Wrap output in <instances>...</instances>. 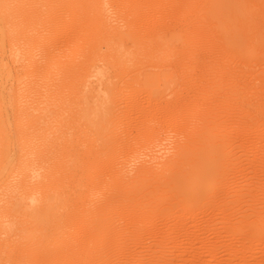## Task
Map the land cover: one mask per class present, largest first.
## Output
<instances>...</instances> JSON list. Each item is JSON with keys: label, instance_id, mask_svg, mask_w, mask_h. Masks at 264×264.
Masks as SVG:
<instances>
[{"label": "rangeland", "instance_id": "obj_1", "mask_svg": "<svg viewBox=\"0 0 264 264\" xmlns=\"http://www.w3.org/2000/svg\"><path fill=\"white\" fill-rule=\"evenodd\" d=\"M29 1L27 17L12 25L20 36L10 57L4 55L10 94L2 117L14 168L23 133L39 151L34 161L42 174H33V184L60 167L52 189L62 197V227L76 249L56 262L264 264V0H235L233 9L215 8L212 0H93L104 5L103 22L90 10L91 0ZM120 34L128 36L123 48L130 54L114 66L107 47ZM105 87L120 91L113 96L119 115L129 113L104 125L107 138L94 132L88 110ZM167 101L181 108L161 116ZM24 115L43 120L45 129L30 123L20 130L16 123ZM200 122L210 135L222 133L217 139L224 147L199 201L185 205L180 194L167 191L145 197L147 203L141 197L114 201L105 225L110 238L93 245L90 210L112 194L117 168L131 175L143 162L166 161L178 141L202 132ZM155 199L164 201L161 208Z\"/></svg>", "mask_w": 264, "mask_h": 264}, {"label": "bare ground", "instance_id": "obj_2", "mask_svg": "<svg viewBox=\"0 0 264 264\" xmlns=\"http://www.w3.org/2000/svg\"><path fill=\"white\" fill-rule=\"evenodd\" d=\"M47 1L51 2V0H47ZM235 2H236L235 0H212L211 6L215 8L216 7L217 8L218 7L219 8L228 7V8L233 9L235 8V4H236ZM29 3H30L29 0H0V264H54L52 263V261L56 262L59 258L62 260V257L65 256V258H67L68 256H70L68 255V253H70L73 250V247H75V244H76L74 241H73L74 243L70 241L71 239L70 240L68 239L66 235L67 233L65 234V230L66 232H70V231L65 229L67 227L65 226H63L64 228L62 227L63 225L62 222L65 219L61 218V215L59 214V211H58L59 203L62 197L58 198L59 195L55 193L58 187V184L54 182V179H55V171L56 173H59L60 167L57 166V167L52 168L50 173L48 175H44L42 180L39 181L38 184H33L31 182V178L33 177V174H36V173L42 174L40 168L37 166L35 167V162L37 160V155H39V151H38V147L36 146L32 147L29 136L26 133H23L22 138H21L22 152H20L17 158L18 163L16 164L14 168L15 157H14V154H12L10 150V144L7 138V132H6L7 123L2 117L3 109L6 106V103L8 100L7 96H9L10 94V88L8 86L10 82V65H8L4 61V55H8L10 57V45H13V43L20 36V34L17 33V31L14 28H12V25L14 24L19 25L18 22L20 20H23L24 17H27L29 9H30ZM89 5L91 7L90 10H93L95 16L99 20H101V22H103L104 19L106 18L104 16V11H103L104 5L102 3L97 4L93 0L89 2ZM12 11H14V13H12ZM116 36L117 35H115V37ZM125 36L126 34L118 35V37L116 38V41H114L113 43L112 41H110L111 47L110 46L107 47L110 49V52H112V54L109 53V55L110 54L111 55L110 56L108 55V57H110L111 60L113 59L112 61L114 62V66H119L121 64L122 58L125 57V55L130 54V51L127 48L125 47L123 48L124 46L123 41H126L124 40ZM11 52L13 53L12 50ZM115 90L117 91V89ZM100 91L102 92L101 88H99V92ZM116 91L114 92V89L105 87L103 99L102 100L94 99V101L90 105L91 109H88L89 113L94 118V132L98 135L101 134V136L104 138H107L108 136V133H105V134L102 133L103 130L105 129L104 125L107 122H110V121L112 122L116 118L115 115L118 114L117 118L118 116H120L118 113V110L120 111L121 108L118 104H116L117 102H115L117 98H113L114 94H117V92L118 93L120 92V91H117V92ZM121 91H123V89H121ZM21 95H23V93H21ZM113 99L115 100L113 101ZM175 102L177 101H174V102L171 101V102H168L167 104L165 103L166 106L162 104L164 105V107L160 109V114H161V111H163V113L165 111L166 113L164 114H166V117H167L168 112L174 113V111L177 110V108H175L176 110H174L173 108L177 104ZM179 103L181 102L179 101ZM126 106L124 105V107ZM177 107H178V110L179 108H181L180 106H177ZM128 108L129 109L127 110L131 112L132 107L131 108L128 107ZM18 109H20L21 112L23 110L21 106H19ZM164 109L166 110L173 109V110L171 111L167 110L168 111L167 112ZM125 110L123 111L126 114L127 111ZM212 112L214 114V111ZM177 113H179V111ZM124 115L120 116L118 119L120 120V118L124 117ZM162 115L163 114H161V116ZM199 115H202V114L200 113ZM124 120H126V118ZM42 121H39L38 123L35 119L33 118L31 119L24 115L19 118L16 125L18 128H20V130L28 129V126H30V123H32L31 127H33L34 129H45V126L41 125ZM208 122H211V121H208ZM218 123L216 125H218ZM125 124H124V127L128 125V123L127 125ZM200 124H201L200 127L202 129V132L197 131V129L193 130L194 134L199 132V134L197 133L198 137L194 136L193 134L192 139H187V141H184V142L183 140L181 142L178 141L175 145L174 155L171 158H168L166 161L158 160L154 164L143 162L139 166L131 169V172H132V173L130 172L131 175L129 173H125L126 170H124V166L123 167L119 166L117 168L118 171L117 169L115 170V172L116 171L117 172L114 177L115 178L114 183H117V184L116 186H114V189H111L112 194L108 198H106L104 201H102L103 203H101L99 206L95 207L92 210H90L89 208V210L91 211L90 212L91 219L89 220L92 223V225H90V228H89L91 229L90 231L92 234L91 233L89 234H91L94 238L91 235L89 236L92 237L93 241L90 240V242L93 243V245L94 244L96 245L107 244L106 241L109 240L108 238H110L109 235L107 234L110 231H107L106 229L107 226L105 225H108L107 217L109 216L110 210H112L111 205H116L114 204V201L116 202L122 201V200L124 201V199H126L127 201H129V204L130 202L134 200H136V202L138 203L136 197H141L139 198L140 202H142V198H143L144 200L143 203H147L150 200L147 199V201H145L146 199L145 197H149L150 195L151 196L153 195L154 198L155 197L160 198V196L162 195L163 197L165 196L166 192H164L163 194H158L157 191H167L169 195H172L170 193H176L177 196H179L178 194H180L183 197V198L181 197L183 200L181 201L178 200V201L180 203L183 201L185 205L187 204L188 200L191 202L193 201L192 203H196L195 202L196 200L199 201L200 197L202 196L204 192L205 182H209L211 176L213 175V173H215L216 168L218 167V159L221 157L219 156V152L220 151L222 152L221 147L224 145V144H221L222 143L221 140L217 139L218 136L217 137L212 136L214 133L210 135L208 132H206L208 130V126H206L204 123H201V122ZM128 127L130 126L128 125L127 128ZM178 127H180V125ZM196 128H198V126ZM217 128L219 129V127ZM173 132H175V130ZM200 132L203 135H201ZM209 132H212V131H209ZM221 134L219 136L220 138H222ZM214 135H216V133ZM46 136H47L46 131H44L37 138L39 139L40 142H42L45 140ZM100 151H102V149ZM100 151H98L99 153L96 152L97 154H99V156L100 154H102L100 153ZM96 153L95 155L97 156ZM34 158H36L35 161H34ZM96 162L98 161L96 160ZM112 170L114 171L113 168ZM15 176H20V179L17 181L14 180ZM112 181H114V179ZM52 186L55 188V191L52 189ZM135 192L137 193L136 196L133 197L132 195H130V193L134 194ZM89 196H86V197H89ZM162 199H165V198H162ZM158 200L159 199H155L156 201L155 208L160 207V204L162 205L164 203L163 201V203L159 202L158 204L157 202ZM179 202H176V204H179ZM172 204L173 203L169 204V206H171ZM117 205L120 206V203L119 204L117 203ZM134 205L132 204V206ZM128 206L129 205H127V207ZM142 207L144 206H140V208ZM148 207H151V205ZM149 212H151V210H149ZM52 213L56 214V218H53L54 216H52ZM164 213H166V211H164ZM151 216H154V215H151ZM66 219L68 220L69 218H66ZM65 221H64V225H66ZM113 224H114V221H113ZM112 227L114 228V226ZM62 228L63 230L64 229L65 230L63 231ZM117 229L118 228H116V230ZM105 230L107 231V233ZM132 231H136V230H132ZM64 234L66 236H64ZM86 235L88 234L86 233ZM105 236L108 237L107 240ZM109 242H111V240ZM59 243H60L59 247L56 246ZM72 243L74 244V246ZM73 251L71 252V254L73 253ZM60 262L58 261L56 263L60 264Z\"/></svg>", "mask_w": 264, "mask_h": 264}]
</instances>
